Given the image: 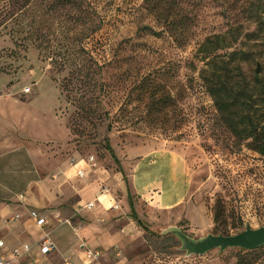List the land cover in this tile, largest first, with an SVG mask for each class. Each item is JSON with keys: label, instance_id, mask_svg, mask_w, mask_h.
Returning a JSON list of instances; mask_svg holds the SVG:
<instances>
[{"label": "rangeland", "instance_id": "374dc122", "mask_svg": "<svg viewBox=\"0 0 264 264\" xmlns=\"http://www.w3.org/2000/svg\"><path fill=\"white\" fill-rule=\"evenodd\" d=\"M257 3L0 0L2 94L29 102L46 121V131L34 133L30 123L23 138L41 163L31 164L28 176L25 166L17 169L8 195L36 180V194L43 187L58 198L44 209L52 237L69 247L71 229L78 244L102 249V264H239L241 248L188 256L173 234H146L130 217L128 194L156 232L176 225L198 238L264 226V155L222 125L198 53L208 35L234 26L239 41L218 52L252 50L259 61L247 70L252 75L261 62L264 76ZM175 15L190 20L171 31ZM14 158L21 159L17 152ZM80 167L84 176L76 174ZM2 170L0 181L12 178L10 163ZM257 249L254 264H264V245Z\"/></svg>", "mask_w": 264, "mask_h": 264}, {"label": "trees", "instance_id": "16d2710c", "mask_svg": "<svg viewBox=\"0 0 264 264\" xmlns=\"http://www.w3.org/2000/svg\"><path fill=\"white\" fill-rule=\"evenodd\" d=\"M256 1L258 3L253 13L258 17V24L263 26L264 0ZM153 10L159 12L163 11V8L154 7ZM189 20L188 17L178 18L175 15L168 22L169 30L177 31L179 27L185 28ZM234 30L237 28L232 26L226 33L210 34L199 45L198 53L201 55L200 59L204 61L201 79L214 101L222 125L235 138L240 141H248V145L253 150L264 155V76L256 72L251 75L247 70L250 62L259 61L257 55L250 49H230L223 54L218 52L232 47L233 43L239 41V33L235 35ZM229 32H232L233 35L228 37ZM91 53L94 54L92 50ZM97 60L102 64L101 59L97 58ZM258 63L261 64V62ZM107 148L120 164V160L109 142H107ZM120 170L124 172L122 168ZM128 198L131 208L130 217L136 224L152 237L165 236L161 232H156L149 222L140 217L130 193ZM257 251V248L239 250V264H254L257 260Z\"/></svg>", "mask_w": 264, "mask_h": 264}, {"label": "crops", "instance_id": "0c3cea01", "mask_svg": "<svg viewBox=\"0 0 264 264\" xmlns=\"http://www.w3.org/2000/svg\"><path fill=\"white\" fill-rule=\"evenodd\" d=\"M1 79V77H0ZM3 79V78H2ZM4 82L0 81V172L3 168H7L8 163H10L12 172V178L0 181V240H4L5 248L4 251L10 259L12 257V250L14 248L23 246L24 244H30L32 246V254H38L37 243L46 234L54 241L56 245L55 251L44 257V260L48 264H62L63 258L69 257L73 264H82L81 259H84L85 264H102L100 262L103 255V251L99 246L89 245L86 242H81L78 244L77 234L71 229L70 235H75L74 241L69 247L61 243L57 237H52L51 231H48L50 224H47L44 228L39 227L35 224L34 220L31 218V211L38 210L40 214L47 216V211L44 210L46 207L55 205L57 199L50 192L47 193L43 187L42 192L36 194L34 192V185L36 180H27L29 187L20 194H24V198H20V194L17 197H10L8 195V186L14 184L15 177L17 175V169L20 167L26 168V176H28L30 171V165L38 166L41 163L39 156L32 154L28 146L24 147L23 138L30 133V123L37 124L32 130L34 133H39L41 130L46 131L45 119L40 120L38 117V108L32 106L29 102L23 101L12 95L2 94L4 92ZM44 113V112H43ZM40 111V115L43 114ZM36 116V117H35ZM31 117H34L33 121ZM38 117V118H37ZM15 152L20 155L21 159L15 163ZM79 169L83 168H78ZM23 171V170H22ZM76 171V174H77ZM61 181V180H59ZM57 182L54 186L60 188L61 182ZM48 186H46L47 188ZM40 189V190H41ZM105 195L98 198V201H103ZM100 199V200H99ZM5 200V201H3ZM97 200L94 202L96 204ZM109 207H111L112 201L107 200ZM106 202V203H107ZM19 215V218H15ZM49 219V217L47 216ZM7 219V221H6ZM8 219H11L8 221ZM50 227V226H49ZM73 233V234H72ZM80 245L81 249L78 247ZM59 246V248H58ZM92 249L101 252V256L98 260H90L87 257L86 250ZM29 257H24L15 264H27Z\"/></svg>", "mask_w": 264, "mask_h": 264}, {"label": "water", "instance_id": "95a60500", "mask_svg": "<svg viewBox=\"0 0 264 264\" xmlns=\"http://www.w3.org/2000/svg\"><path fill=\"white\" fill-rule=\"evenodd\" d=\"M261 70V64L258 63L256 73H261ZM161 234H173L177 237L181 242L180 249L185 251L188 256L192 254L202 255L216 248L223 252L227 248L252 250L264 245V226L253 228L248 224L243 231L236 234L209 233L197 238L187 234L176 225L168 226L162 230Z\"/></svg>", "mask_w": 264, "mask_h": 264}, {"label": "built area", "instance_id": "2783aa9c", "mask_svg": "<svg viewBox=\"0 0 264 264\" xmlns=\"http://www.w3.org/2000/svg\"><path fill=\"white\" fill-rule=\"evenodd\" d=\"M25 92L28 93L31 91V87H26ZM77 175L84 176L85 171L84 169H79L77 171ZM20 198H24V194H20ZM115 207L118 205L114 204ZM94 202H88L83 204V208L85 209H93ZM31 218L34 220L35 224L39 227L44 228L49 223V219L47 216L40 214L38 210L31 211ZM20 216L17 215L15 218H19ZM5 242L4 240H0V264H15V261H18L24 257H29L27 264H48L44 257L55 251L56 245L54 241L50 238L48 234L43 236L42 239L37 243L38 254H32V246L30 244H24L23 246L14 248L12 250V257L10 259L4 251ZM87 257L90 260H98L101 256V252L97 250L87 249L86 250ZM66 264H70L67 262Z\"/></svg>", "mask_w": 264, "mask_h": 264}]
</instances>
